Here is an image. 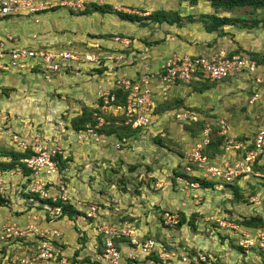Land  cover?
I'll return each mask as SVG.
<instances>
[{"label": "rangeland", "instance_id": "1", "mask_svg": "<svg viewBox=\"0 0 264 264\" xmlns=\"http://www.w3.org/2000/svg\"><path fill=\"white\" fill-rule=\"evenodd\" d=\"M85 1L86 3H102L103 0ZM104 1L103 3H109L112 9H121L136 15H146L157 9H164L175 11L181 16L179 23L172 24L149 20H146L145 23L127 20L123 22L121 19V24L123 23L126 27L125 30H127L125 34L139 41V45L143 44V50L148 49V51L133 52L134 55L137 54L136 57L140 56L139 58L142 60L146 56L151 58L150 55H152L153 50L149 51V49L156 46L164 51L166 47L169 48L168 51L177 49L175 51L177 53H182L178 50L192 51L184 54H196L193 51L200 54L208 45L223 47L228 52L238 51L247 55H249V52L264 54V28L260 26V23L249 27L241 26L240 22H236L221 26L216 31L207 32L200 17L204 14H215L241 17L250 21L253 17L263 16V8L253 10L250 6H236L229 9H215L209 1L204 0H199L195 4L182 0H140L141 3L138 5L134 3L133 5L121 4L124 7L118 6L117 2L114 3L115 1ZM140 7H143V9ZM54 11L67 13L70 19L74 21L75 30L80 28L78 23L81 22L78 19L79 17L76 16L89 17L93 15L92 12H96L80 13L82 10L76 12L69 10L67 7L55 8ZM97 14L109 16L113 20L120 19L115 13L97 12ZM188 17H191V19ZM10 18L18 19L15 21L16 23L27 20V17ZM62 19L63 17H60L55 20L60 22ZM75 19H77V22ZM29 24L33 26L32 23ZM81 24L84 26V22ZM79 30L84 29L80 28ZM85 35L88 39L85 41L84 39L79 40L80 45L74 48L72 46L67 47L74 51L90 50L99 46L101 48L102 45L96 41H111V37L115 34L112 32L96 33L91 31ZM12 36L15 38L16 35ZM59 47L62 48V46ZM159 59L161 60V58H158V61H160ZM166 59L163 58L161 64ZM32 70L26 68L22 72L30 74ZM259 70L264 77V65L260 66ZM10 74H12V77L15 75V73ZM89 75L93 74L90 73ZM93 78L94 80L86 79L89 82H85L87 84L85 88L86 92L90 89L89 93L95 96L94 99L90 97L89 102L92 107L96 108L95 103L98 101L96 93L98 87H103L104 84L102 81H97L101 78L96 76ZM198 87H201V89L199 90ZM255 88L252 79L245 75H237L217 82L198 81L175 85L165 95L167 98H163L161 102H156L152 110L154 114L150 116L149 123L145 127L140 128L126 139L119 140L113 135L104 134H98L97 139H95V135L88 136L86 129L76 132L68 127L70 118L77 115L78 112V103L76 104V102L81 97L78 94L70 97L67 94L57 93L50 89L51 94H39V97H43L38 99L39 104H34L31 102L32 100H28V97L14 93L15 88L13 86L0 84V102H3L0 103V116L5 117L0 118V147H14L15 143L11 133H23V130L29 131V127H31L29 134L36 135L45 133L48 136L51 131L53 134L66 131V134L60 139V141H63V139L67 141L66 155L69 154L70 157L62 171V180L66 187L65 199L75 204L77 209L85 211V215H75L73 219L64 217V219L55 222L45 218L43 211L36 213L35 206L29 207L28 211L20 210L22 212L20 215H14L16 211L18 212L23 207V205L19 206L16 202H22L21 189L23 188L20 185H22L24 177L21 176L18 170H12L7 175L4 174L2 176L5 183L3 187L7 191L4 199L8 200L6 204L0 205V212L7 210L6 215L14 216L16 219L19 218L18 222L22 226L33 225L32 231L28 232L26 238L20 239V241L14 239L9 242H15L13 244L15 250L12 251V254L16 253L19 257L24 255L31 258L38 250L35 233L43 232L44 234L53 235L55 231H49V229L57 228L55 240L65 242V249L62 251L64 259L66 255L74 254L72 249L74 246L80 247L83 243L82 247L85 248L93 246L94 248H91L89 252L86 249L87 253H93L89 254L91 257L86 255L82 256L81 259L76 258L73 264H80V260L85 261V257L92 259V262L111 264L100 262L96 258V254L99 253L97 252L99 251L97 245L101 237L104 244L108 239L105 229L114 226L116 230L121 229L132 233L130 237L136 236L138 241L148 238L153 239L159 244L156 247L158 256L159 253L163 255L165 252L172 251L176 257L179 252L191 253L192 263L194 264L196 253L201 252L207 256L204 264H246L251 259L261 262L263 259H260L259 255H262L261 251L264 249L258 246V240H256L258 245L254 246V249L241 252L233 244V241L236 243L239 240L241 241L240 232L222 228L216 221V219H226L234 222L231 218L235 220L252 215H260L264 219V182L258 179L259 177L252 173L239 178L241 185L239 182L237 184L240 186L238 188V193L242 194L240 196L233 194L232 186L221 188L220 184L215 185L214 188L209 187L205 190L201 189L189 193L191 196H187L177 191V186L173 183L172 178L174 169H185L189 174L195 175L201 170L188 169L187 165L189 164L186 162L188 161L189 156L187 155L190 148L197 141L200 131L203 132V130H200L199 134L197 133L201 126H197L199 121L203 122V128L208 126L209 131L211 126L217 127L219 125L220 130L224 128L225 133L229 134L233 140H235L236 135H239L241 139L243 137L251 139L254 127H256L254 116L257 114L252 113L256 111H252L253 105H256V103L252 105L250 97ZM23 89L28 91V88ZM30 91L34 90L31 89L28 92ZM61 95L65 97L61 99ZM46 96H48V99H46ZM9 101V105H5ZM47 101L50 103L48 104ZM64 101L67 108H63L62 103ZM71 103H75V108L71 109L73 105ZM94 113L97 114V111H94ZM191 115L198 119L196 124L193 123L194 120H190L189 116ZM32 121L41 123L38 129L33 128ZM190 129H194L197 134H193ZM220 133L215 134L221 135ZM74 135L77 138L73 137ZM193 135H196V137ZM229 135L227 136L229 137ZM230 153H232L231 150L229 156ZM237 153L233 151L234 158L238 156ZM9 158L0 155V161L7 162ZM217 158L220 159L221 156ZM48 193L51 196L59 194L58 190L53 191V187L49 188ZM257 194L260 195L259 199L256 198L258 202H255V197L251 201L250 198ZM92 207H95V211L91 210ZM13 208L16 210L13 211ZM49 211L50 215L55 214L53 208H50ZM180 211L184 214V220L180 226H177ZM165 212L172 215L176 214L177 222L172 223L169 221L165 217ZM23 218L24 221H22ZM237 221L239 222V220ZM74 225H78L77 228L79 229L74 230L73 228L74 232L72 233L70 228L72 229ZM256 231H261L264 235V226L256 228L253 233ZM99 233H101V236H98ZM124 237L128 238L129 236L124 235ZM29 239H33L32 244L28 242ZM120 244L122 247L127 246L128 249L124 248L125 250L122 251L123 254L118 264L121 261H123L122 264H177L175 258L159 256L161 258L159 259L155 253L143 255L139 253L137 247L130 246L129 242L127 245L122 244V242ZM54 247L53 251L56 253L57 246ZM133 248H135L134 251H132ZM70 251H73V253ZM19 252L21 253L19 254ZM129 254L135 255V258L134 256L130 258ZM257 254H259V258ZM75 256L72 259H75ZM54 258L55 254L53 260H44L40 264H69V260L67 262L65 259V263L63 260L56 262ZM127 260L128 262H125ZM0 264L24 263L19 260L13 262L10 259V253L5 255V247L1 246ZM84 264L88 263L85 262Z\"/></svg>", "mask_w": 264, "mask_h": 264}, {"label": "built area", "instance_id": "2", "mask_svg": "<svg viewBox=\"0 0 264 264\" xmlns=\"http://www.w3.org/2000/svg\"><path fill=\"white\" fill-rule=\"evenodd\" d=\"M85 5V0H0V20L8 16H22L32 17L34 21H37L38 13L51 7L64 6L74 11H81L85 8ZM111 41L116 45L109 50L102 49L99 46L90 50L74 51L66 47L54 48L52 46L39 47L16 44L17 41L14 40L13 36L7 35L5 38L0 39V69L6 67L19 70L26 68L37 69L46 81L50 80L52 73L59 71L70 72L75 76H79L87 73L96 74L95 69L105 67L106 69L102 70V73L111 72L115 67V63L124 59L125 54L123 51L129 48L131 39L125 35L115 34L111 37ZM159 68L158 71H151L145 68L143 73L134 77L115 76L109 88L99 86L97 97L102 99L101 109L103 111L112 110L115 114L123 112L128 121H131L132 127L145 126L149 123L156 97L166 94L175 85L186 84L192 80L203 78L209 82H216L236 77L237 75H245L252 79L256 88L250 97V103L252 105L256 103V105H253L254 107L258 105L259 108L264 107V102L263 104H257L259 98L264 101V77L257 69L256 61L246 55L228 52L223 47H216L200 54L173 52L168 55L166 61ZM118 89L125 92L126 102L123 106L111 104L115 99L114 91L112 90ZM0 118L5 117L0 116ZM189 118H191L190 120L196 119L194 115L189 116ZM98 119L100 122L102 121V118ZM221 127L223 126L221 125ZM87 131L91 132L93 136L95 135V139H97L95 131H92L91 128H88ZM220 132V134H226L224 128ZM208 133L209 127L206 126L203 128L201 140L190 148L187 155L189 156L188 161L197 163L204 175L223 177L227 181L236 177H244L247 176L246 174L251 173L263 175L261 172H253L251 164L256 161L257 157L264 154V127L257 130L253 139L254 147L244 150L243 156L241 155L242 150H240L237 153L238 156L234 158L233 151H236L239 147L244 148V146L241 142H235L233 138H228L225 151L229 153L231 150L232 153H230L229 158H222L223 162L220 164L210 163L208 157L201 152L202 145L208 140ZM11 135L16 145H14V148L22 151L29 149L33 152L23 158L26 166L31 169L29 175L24 176L25 181L27 177L29 178L28 186L30 189L37 191L41 196H48L49 188L53 187V185H59L60 189L65 193L62 177L57 163L53 159V156L61 151L59 142L55 138L50 140V135L40 137L39 134H29L27 130H23V133L20 134L18 132L11 133ZM232 148L234 149L232 150ZM10 172L12 170L4 171L0 169V198L3 199L6 197L7 191L3 187L5 183L2 180V176ZM186 190L187 186L184 185L181 191L184 192ZM187 192H185L186 195L189 194ZM254 197L255 202H258L256 196H252L250 200L252 201ZM52 198L55 200L57 196H52ZM62 198H65L64 194ZM53 210L57 214L59 207H55ZM91 210L95 211V207H92ZM165 217L172 223L177 222L176 214L165 213ZM216 221L222 228L240 232L241 241L237 242L245 252L258 245L256 240L259 241L258 246L264 249V235L261 231L253 233V230L240 227L236 223L225 219H216ZM32 228L33 225L22 226L17 220L1 216L0 214V247L8 246L9 242L17 237L26 238ZM56 229H49V231H55L53 235L44 234L43 232L35 233L36 236L41 235L45 239L41 241L36 254L31 258L24 255L19 257L16 253H13L10 255V259L13 262L19 260L24 264H40L44 260H53L54 251L51 241L57 236ZM105 234L108 239L105 241L101 252L96 254V258L100 262L118 264L120 249L116 248L110 239L116 235L129 236V245L137 247L140 254L149 255L152 252L157 254L156 247L159 244L153 239L148 238L138 241L136 236L130 237L132 233L121 229L116 230L114 226L107 227ZM134 250L135 248L132 249V251ZM177 255L176 257L173 251L165 252L163 255L159 253L160 257L175 258L177 264H189L192 260L185 252H179ZM128 256L130 258L134 256L135 258V255L129 254ZM195 257L194 264H204L206 262L204 253H196ZM65 259L61 260L65 263Z\"/></svg>", "mask_w": 264, "mask_h": 264}, {"label": "trees", "instance_id": "3", "mask_svg": "<svg viewBox=\"0 0 264 264\" xmlns=\"http://www.w3.org/2000/svg\"><path fill=\"white\" fill-rule=\"evenodd\" d=\"M182 1H187L189 3L195 4L199 0H182ZM204 1H209V3L211 5H213L215 7V9H218V8L229 9V8L236 7V6L237 7L238 6H241V7L250 6L253 10L256 8H263L264 9V0H204ZM89 11H97V12H102V13H105V12L115 13L122 20L139 21L142 23H145L146 20H149L152 22H159V23L167 22L169 24H172V23H179V21L181 20V16L175 11H166L164 9H157V10L152 11L146 15H136L134 13H128V12L123 11L121 9H117V10L112 9V7L109 3L87 2L85 5V8L80 13H89ZM200 17L203 20L204 28L207 32L216 31L221 26H224L226 24L231 25V24H234L236 22H240L241 26H249V27L256 26L257 24L260 23V26H262V28H264V15L261 17H258V18L253 17L250 19V21L248 20L249 22L246 19L241 18V17H229L226 15H215V14L206 15V14H204ZM188 18L191 19V17H188ZM233 52L237 53L238 51H233ZM248 56L256 61L258 70H259L260 66L264 65V54H261L258 52H249ZM105 69H106L105 67L95 69L96 70L95 73L97 75L101 74L102 70H105ZM159 69L160 68H158L157 70H153V71H158ZM36 70L37 69H33V71H36ZM149 70H151V69H149ZM198 81L209 82L207 79L203 78V79H199V80H192L188 84L198 82ZM198 89L200 90L201 87H198ZM112 91H114L113 93L115 95V99H114V101L111 102V104L112 105H119V106L125 105V102H126L125 92L122 91L121 89L112 90ZM254 92L255 91H252V94ZM263 102H264L263 99L259 98L257 104L258 103L263 104ZM95 104L97 105L96 108L92 107L91 105L89 106V105L82 104L81 108H80V112L77 113V115H74L73 117L70 118L68 127H70L71 130H74L76 132L80 131V130H85V129L91 128V130L95 131L97 135L98 134L99 135L100 134L113 135V136L117 137V139H119V140L120 139L121 140L126 139L127 137L134 134V132L136 133L140 129L139 127H137V128L132 127L131 121H128V118L124 115L123 112L115 114L111 111H102L100 109V106L102 104L101 98H98V101ZM91 108H93V109H91ZM94 111H97V114H95ZM252 111H255L252 113L253 114L256 113L257 115L254 116V118H256L255 119L256 120V127H254V130L252 133L253 135L251 136V139H249L248 137H245V138L243 137L241 139L239 137V135H236L234 137L235 142H241V144L244 146V148L239 147L236 150L237 152L242 150V153H241L242 156L244 154V150H249V149H252L254 147V143H253L254 135L257 132V130L264 127V121H263L264 120V107L259 108L258 106H255V107H253ZM98 118H102V121L100 122V120ZM197 120L198 119L194 120L193 123L196 124ZM202 123L203 122H201V121H199L197 123V126L201 125L200 128L198 127L199 130L197 128L198 134H199L200 130H203L202 128L204 127V125ZM39 124H41V123L37 122V121L31 122V125L33 126V128L35 127L38 129ZM218 126L217 127H215V126L210 127V131L208 134V140L205 144L202 145V149H201L202 154L206 155L208 157L209 162L212 164L213 163L214 164H220L223 162L222 161L223 154L228 153L227 151H225V146L227 145V139L231 137L229 134H221V135L218 134V135H216L215 133L220 132V126L219 127ZM30 130H31V127H29V132H30ZM190 130L193 132V134L194 133L197 134L196 131H194V129L193 130L190 129ZM64 134H66V131H64V133L63 132L62 133L57 132V133L53 134V132H52L50 134V136H51L50 140L55 138L57 141L59 140L58 142L61 145V151L56 153V155L53 156V159L56 161L60 173H62V171L66 167V162H68L70 159L69 154L66 155L64 153L66 148L63 147L62 141H60L61 137ZM44 135H45V133L44 134L41 133L39 136L43 137ZM227 135H229V137ZM193 136L196 137V135H193ZM201 138H202V131H200L199 137L196 139L197 141L195 143L199 142L201 140ZM31 153H33V152L30 151L29 149L22 151V150H19L17 148H14V147L4 148L1 146L0 147V155L7 156L10 158H9V161H7V162L0 161V169L4 170V171L18 170L21 173L22 177L28 176L29 173L31 172V169L26 166V164L23 161V158L25 156L30 155ZM220 156H221V158L218 159L217 157H220ZM227 158H229V156ZM186 162L189 164V165H187L188 169L195 170V171L200 170L197 163L192 162V161H186ZM251 170L253 172H261L263 175H255V176L259 177L258 179H260L262 182H264V154L261 155L260 157H257L256 161L251 164ZM201 172H203V171L200 170V172L197 175H195V174H189L185 169L184 170L174 169L172 178H173V183L177 186V191L180 192L181 188H183L184 185L187 186V190H188L187 193H194L195 191H199L201 189L205 190V189H208L209 187L214 188L215 185L217 186V184H220L221 188H223L224 186H232L233 187L232 190H233L234 195H239V196L242 195V194L238 193V188L240 186L237 184L239 182V184L241 185L239 178H242V177H238V178L236 177L230 181H227L223 177L221 178V177H215V176H207ZM28 180H29V178L27 177L26 183H25V180H23L22 185H20V187L23 188V189H21V191H22V199H21L22 202L21 203L18 202V204L23 205L22 211H28L29 207L35 206L36 207V210H35L36 213L43 211L45 218L53 220L54 222L61 220V219H64V217H70L73 219V217L75 215H79V214L85 215V213H84L85 211H82L81 208H80L81 210L77 209L75 204H73L69 201H66V199L65 198L63 199L62 196H60L59 194L57 195V198L55 200H53L50 193H48V196H41L37 191L31 190L30 187L28 186V182H29ZM221 181L223 182V184ZM218 182H221V183H218ZM180 193L185 194V191L180 192ZM189 195L191 196V194H189ZM259 196H258V194L256 195V197H258V199H259ZM7 200L8 199L0 198V205L6 204ZM11 200H13V199H11ZM55 207H59V212L57 214L50 215L49 209L55 208ZM20 213H22V212L21 211L16 212L15 215H20ZM183 220H184V214L182 211H180L177 226H180V224H181V222H183ZM231 220L234 221L233 223H236L238 226L246 228V229H251L253 231L256 228H262L264 226V219L260 215H252L249 217H243L242 219H235L236 221L231 218ZM237 220H239V222ZM77 226L78 225H74L75 230L79 229V228H77ZM98 236H101V233H99ZM20 239L22 240V238L17 237L16 241H20ZM44 239L45 238L43 236L37 235V239H35V242L38 245L37 247H39V245L41 244V241ZM110 239L113 242L114 246L118 249L122 248L120 242H122V244H125V243L127 244L129 242V238L124 237V235H116V236L111 237ZM28 242H30V244H32L33 239H29ZM14 243L15 242L11 243L12 246ZM51 243H52L53 247L57 246V252L54 253L55 254L54 259L56 262H60L61 259L63 258L62 251L65 249L64 243L58 242L57 240H55V238L52 239ZM82 244L80 247H78L76 249V251L73 254L74 256L76 255L75 259H72L74 257L73 255H66L65 256L66 260H69V264H73V262L76 260V258L81 259L82 256H86V255L90 254L84 250L85 247L84 246L82 247ZM84 244H85V242H84ZM233 244L239 249V251H241V252L244 251L242 246L239 245L238 243L233 241ZM103 247H104V240H102V237H101L99 244L97 245V250H99L97 252H101ZM13 248H14V246H13ZM252 248L254 249L255 247H252ZM252 248H250V250ZM5 250H6V247H5ZM14 250L15 249H12V248L10 249V255L12 254V251H14ZM20 253L21 252H19V254ZM152 253L154 254L155 252H152ZM258 253H259V251H258ZM261 254L262 255H259V257L264 258V251H261ZM187 255L190 258H192L191 253H187ZM156 256H157V254H156ZM85 258H86L85 261L80 260V264L81 263L84 264L85 262H87L88 264H100V263H97V261L92 262V259L90 260V259H88V257H85ZM157 258H159V257L157 256ZM189 264H193L192 261H190Z\"/></svg>", "mask_w": 264, "mask_h": 264}, {"label": "crops", "instance_id": "4", "mask_svg": "<svg viewBox=\"0 0 264 264\" xmlns=\"http://www.w3.org/2000/svg\"><path fill=\"white\" fill-rule=\"evenodd\" d=\"M115 1V2H114ZM102 3L105 2L104 0L101 1ZM110 2H114L118 4V6H121V4H132L133 3L135 5H138L141 3L140 0H110ZM124 7V6H121ZM143 9V7H140ZM93 15H90L89 17H84V15L82 16H76L79 17L78 19L81 21L78 24H80V28L84 29V30H75V24L74 21L72 19H70V17L67 15V13H57L54 10H47L45 12H42L38 15V19L37 21L31 20L30 18H27V20H22L19 23H16L15 21L18 20L16 18H5L0 20V39L5 38L7 35H16L14 40L17 41L16 44H21V45H33V46H62V47H66L69 48L67 46H72L73 48L76 47L77 45H80V41L81 39L87 40L88 37H86L87 35H85L87 32H91V31H95L96 33H107V32H112L114 34H120V35H125V36H129L127 34H125L127 32L126 27H124V24L122 22L121 19L118 20H113L111 19V17L109 16H103V15H99L96 12H92ZM89 15V14H87ZM86 15V16H87ZM63 17L62 21L59 22V20H55L56 18H60ZM10 18V19H9ZM119 18V17H118ZM33 21V22H31ZM75 21L77 22V19H75ZM82 22H84V26L81 24ZM123 22H125V20H123ZM32 23L33 26H31ZM86 24H88V26H86ZM71 26V28H69ZM62 27V29L60 30V28ZM66 31V32H63ZM126 31V32H125ZM131 39V44L130 47L126 50H124V54L125 57L123 60L117 61L116 66L114 67L113 71H115V73H113V71L111 72H104L101 74H93V75H83V76H75L73 74H70L68 72H63V71H59L56 73H52L50 80L46 81L43 76L41 77V73L39 71H33L32 70L30 72V74H25V72L16 68H3L0 69V84L3 85H10L13 86L15 88V90L13 91L14 93H19L22 96H26L28 97V100L31 101L34 104H39L40 102H38V99H41L42 97L38 96L39 94L41 95H49L50 93V89L53 90L54 92H61L63 94H67L70 97L74 96L75 94H78L79 96H81L78 100V102H76V104L78 103V112H80V108L82 104L85 105H89L90 106V97H92V99H94L95 96H92L93 94L89 93L90 89L87 90L86 92V88L85 86L87 85L85 82H89L86 81V79H92L94 80L93 77H99L101 78L100 80L97 81H102L103 82V87H107L109 88L112 84V80L115 76H138L141 73H143L145 68H149L151 69V71L153 70H157L160 65H161V60L163 58H167L168 55H170L172 52L177 51V49H174L173 51L170 50L168 51L169 48L166 47L165 51L160 49L158 46L154 47L153 49L150 48L149 51H152V55L151 58L149 56H146L145 59H140L139 57H136V55H134L133 52H138L140 50H143V44H138L140 43L139 41L135 40V39ZM79 41V42H78ZM96 42H98L100 45H102L103 49H110L112 47H115V43H113L112 41L109 40H97ZM62 43V44H61ZM87 43V42H86ZM145 43V42H144ZM85 47V46H82ZM146 47V46H144ZM218 46H211L208 45V47L204 48L202 50L201 48V53L202 52H206L209 51L211 49H214ZM196 50V49H194ZM143 51H148V49L143 50ZM182 53L185 52H192V51H186V50H178ZM193 53H198L196 51H193ZM158 58H161L160 61H158ZM22 72V74H21ZM10 73H15L14 77H12V74ZM25 74V75H24ZM41 74V75H40ZM20 75V77H19ZM35 85V86H31ZM45 87V88H43ZM23 88H28L29 90H34V91H26ZM43 89V90H42ZM21 90V91H20ZM22 92V93H21ZM88 93V94H87ZM97 94V93H96ZM48 96H46V99ZM61 99L63 97H65L64 95L60 96ZM87 97V98H86ZM93 101V100H92ZM73 102V101H71ZM3 103V102H0ZM9 102H6L5 105H9ZM47 103L49 104L50 102L47 101ZM43 104V103H42ZM73 103H71L72 105ZM75 104V103H74ZM74 104L72 105V108H75ZM63 108H67L66 102L64 101V103H62ZM44 106V105H42ZM41 106V107H42ZM46 107V106H45ZM55 109V108H52ZM75 138H77L75 135L73 136ZM63 147L66 148L67 144L64 139H63ZM65 154H67V150H65L64 152ZM229 156V153H225L223 154L222 158H227ZM182 192V191H180ZM182 194V193H181ZM189 195V194H188ZM184 196V195H182ZM186 196V195H185ZM16 204H18V202H16ZM15 205V204H14ZM19 205V204H18ZM13 206V205H11ZM20 206V205H19ZM13 211L16 210L15 208L12 209ZM20 210H23V207ZM18 211V212H19ZM7 210H4L2 212H0L1 216H7L6 215ZM17 212V211H16ZM15 215V214H14ZM10 217V216H7ZM17 217V216H16ZM14 220L19 221V218L16 219L14 216L11 217ZM25 219L23 218L22 221H24ZM60 221V220H58ZM73 226L72 229L70 228V232H74L73 231ZM75 230V229H74ZM69 232V233H70ZM65 245V242H63ZM128 244V243H127ZM125 243V245H127ZM6 247L5 250V255H7L10 251V249H14L13 246H4ZM126 249L127 246H125ZM125 247H122L120 249V259H121V255L123 254L122 251H124ZM78 247L74 246L73 251L75 252L76 249ZM91 248H94L93 246H89L84 248V250L87 252H89V250ZM73 251L71 253H73ZM23 252V251H21ZM69 252V254H70ZM93 253V252H90ZM259 254H257L258 257ZM259 258V257H258ZM257 258V259H258ZM261 260V262L258 261H254V259L247 260L249 263L246 264H264V258ZM120 261V260H119ZM125 262H128L125 261ZM123 261H121L120 264H122ZM133 264V263H132Z\"/></svg>", "mask_w": 264, "mask_h": 264}, {"label": "clouds", "instance_id": "5", "mask_svg": "<svg viewBox=\"0 0 264 264\" xmlns=\"http://www.w3.org/2000/svg\"><path fill=\"white\" fill-rule=\"evenodd\" d=\"M86 2V1H85ZM60 7H64V6H54V7H51V8H48V9H45V10H43V11H41L40 13H42V12H45V11H47V10H55V8L57 9V8H60ZM69 9V8H68ZM69 10H71V9H69ZM71 11H74V10H71ZM77 12V11H76ZM40 13H38V15L40 14ZM38 15H37V19H38ZM8 17H22V16H8ZM8 17H6V18H8ZM27 18H30L31 20H33V18L32 17H27ZM5 19V18H4ZM118 35H120V34H118ZM127 37H129V36H127ZM130 38V37H129ZM131 44V43H130ZM130 47V46H129ZM102 48V47H101ZM103 49V48H102ZM111 49V48H110ZM107 50H109V49H107ZM231 53H234L233 51H231ZM237 53H239V52H237ZM240 54H243V53H240ZM243 55H246V56H248L247 54H243ZM249 57V56H248ZM250 58V57H249ZM252 59V58H251ZM254 60V59H253ZM255 61V60H254ZM114 66H116V63H115V65ZM113 70V69H112ZM260 71V70H259ZM68 73H70V72H68ZM70 74H72V73H70ZM262 74V73H261ZM83 75H89V74H81V75H79V76H83ZM173 88V87H172ZM171 88V89H172ZM170 89V90H171ZM169 90V91H170ZM168 91V92H169ZM167 92V93H168ZM166 93V94H167ZM166 94H163V95H159V96H157L156 97V100H155V104H156V102L157 101H159V102H161L162 100H163V98H167L165 95ZM165 96V97H164ZM100 109H101V107H100ZM102 110V109H101ZM103 111V110H102ZM107 111H110V110H107ZM111 112H112V110H111ZM96 114V113H95ZM153 115V112H151V116ZM146 126V125H145ZM145 126H139V128H143V127H145ZM137 128V127H136ZM85 131H87V129L85 130ZM87 133H88V136H93L92 134H91V132H88L87 131ZM252 174V173H251ZM60 175H61V177L63 176V173H60ZM63 184H64V181H63ZM64 189H65V193H66V187H65V184H64ZM55 190H58V193H59V195L60 196H63V194L65 195V197H66V194L64 193V191L62 190V189H60V187H59V185H53V191H55ZM12 244L10 243L8 246H11ZM9 253H10V251H9Z\"/></svg>", "mask_w": 264, "mask_h": 264}]
</instances>
